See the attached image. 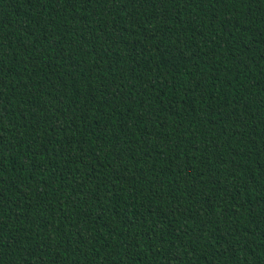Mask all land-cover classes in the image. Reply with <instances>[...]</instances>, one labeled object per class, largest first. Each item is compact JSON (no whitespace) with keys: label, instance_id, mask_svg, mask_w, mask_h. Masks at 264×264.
Wrapping results in <instances>:
<instances>
[{"label":"trees","instance_id":"obj_1","mask_svg":"<svg viewBox=\"0 0 264 264\" xmlns=\"http://www.w3.org/2000/svg\"><path fill=\"white\" fill-rule=\"evenodd\" d=\"M0 264H264V0H0Z\"/></svg>","mask_w":264,"mask_h":264}]
</instances>
